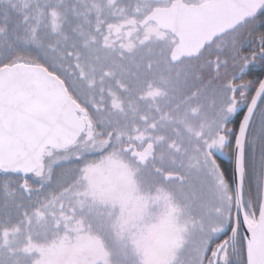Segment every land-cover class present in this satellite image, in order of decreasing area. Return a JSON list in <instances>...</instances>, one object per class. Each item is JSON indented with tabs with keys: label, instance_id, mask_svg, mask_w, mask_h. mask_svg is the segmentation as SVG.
I'll return each mask as SVG.
<instances>
[{
	"label": "snow or ice",
	"instance_id": "snow-or-ice-1",
	"mask_svg": "<svg viewBox=\"0 0 264 264\" xmlns=\"http://www.w3.org/2000/svg\"><path fill=\"white\" fill-rule=\"evenodd\" d=\"M0 264H264V0H0Z\"/></svg>",
	"mask_w": 264,
	"mask_h": 264
},
{
	"label": "trees",
	"instance_id": "trees-1",
	"mask_svg": "<svg viewBox=\"0 0 264 264\" xmlns=\"http://www.w3.org/2000/svg\"><path fill=\"white\" fill-rule=\"evenodd\" d=\"M222 162L228 168L229 173H231V171H232V161H231L230 157H227L225 159H222Z\"/></svg>",
	"mask_w": 264,
	"mask_h": 264
},
{
	"label": "flooded vegetation",
	"instance_id": "flooded-vegetation-1",
	"mask_svg": "<svg viewBox=\"0 0 264 264\" xmlns=\"http://www.w3.org/2000/svg\"><path fill=\"white\" fill-rule=\"evenodd\" d=\"M223 159L227 158V157H222Z\"/></svg>",
	"mask_w": 264,
	"mask_h": 264
},
{
	"label": "rangeland",
	"instance_id": "rangeland-1",
	"mask_svg": "<svg viewBox=\"0 0 264 264\" xmlns=\"http://www.w3.org/2000/svg\"><path fill=\"white\" fill-rule=\"evenodd\" d=\"M223 158L221 157V160H222Z\"/></svg>",
	"mask_w": 264,
	"mask_h": 264
}]
</instances>
